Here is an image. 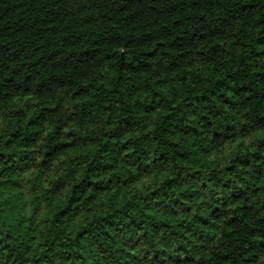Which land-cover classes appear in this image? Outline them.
<instances>
[{
    "label": "trees",
    "instance_id": "1",
    "mask_svg": "<svg viewBox=\"0 0 264 264\" xmlns=\"http://www.w3.org/2000/svg\"><path fill=\"white\" fill-rule=\"evenodd\" d=\"M0 264H264V0H0Z\"/></svg>",
    "mask_w": 264,
    "mask_h": 264
}]
</instances>
